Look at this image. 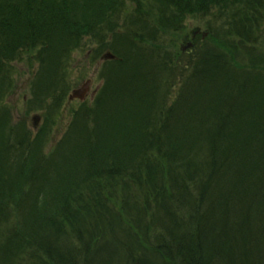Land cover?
Wrapping results in <instances>:
<instances>
[{
    "label": "trees",
    "instance_id": "1",
    "mask_svg": "<svg viewBox=\"0 0 264 264\" xmlns=\"http://www.w3.org/2000/svg\"><path fill=\"white\" fill-rule=\"evenodd\" d=\"M190 17L208 41L146 46ZM84 46L116 60L45 155L14 65L53 118ZM0 264H264V0H0Z\"/></svg>",
    "mask_w": 264,
    "mask_h": 264
},
{
    "label": "rangeland",
    "instance_id": "2",
    "mask_svg": "<svg viewBox=\"0 0 264 264\" xmlns=\"http://www.w3.org/2000/svg\"><path fill=\"white\" fill-rule=\"evenodd\" d=\"M127 12H131L135 5L126 2ZM211 23L213 26H211ZM210 24L211 29L217 27L213 19L208 17L204 18H188L185 21L184 28L180 31L177 36H171L168 34L164 38L159 37V42L153 44L152 46L150 41L146 42V46L155 49V47L161 46L166 52L170 53L174 58H179L181 53H184L185 50L182 51V47H185L189 41H193L192 33L195 31L199 32L200 38L202 35L207 34L206 28ZM219 25V24H218ZM170 35V36H169ZM186 35L187 40L182 42L179 39L180 36ZM208 35V34H207ZM175 38H178L177 40ZM185 38V36L183 37ZM201 41H208V36H205L201 39ZM188 52V51H187ZM185 52V53H187ZM105 54V52H104ZM93 55V53H92ZM91 51L87 46L84 48L77 50L73 55V62L70 65L71 67L67 70V77L70 79V90L66 100L63 102L62 107L55 114L56 116L53 118H47L44 115V111L42 110H30L29 107L31 105L30 101H32V78L37 70V66L33 60H29V58L24 59L21 63L14 65L13 71V87L9 92V96L6 99L7 106L11 111L12 122L14 125L21 124L22 127H25L26 130L31 132V137L37 135L38 133H43L48 129L49 126V140L46 143L45 155L51 153L56 143L63 137V134L66 131L67 124L70 122L72 113L79 109L82 104L91 105V101L96 96L98 89L101 87L102 82L99 80L98 73L102 72V65L104 62L101 57L96 59V62L92 59ZM179 55V56H178ZM86 80H89L90 86L87 90V95L83 101H71L69 102L68 98L71 95V91L80 88ZM181 79L176 78V83H179ZM34 118L38 119V122L35 123L33 128V120ZM44 127V130L41 131ZM41 131V132H40ZM34 138V137H33ZM187 215V213H186Z\"/></svg>",
    "mask_w": 264,
    "mask_h": 264
},
{
    "label": "water",
    "instance_id": "3",
    "mask_svg": "<svg viewBox=\"0 0 264 264\" xmlns=\"http://www.w3.org/2000/svg\"><path fill=\"white\" fill-rule=\"evenodd\" d=\"M104 60H115L114 57L110 53H106V55L103 56ZM90 83L86 82L85 85H83L81 88L76 89L72 92V95L69 97L70 100H83L87 94V90L89 88ZM38 122L37 118H34V124Z\"/></svg>",
    "mask_w": 264,
    "mask_h": 264
}]
</instances>
